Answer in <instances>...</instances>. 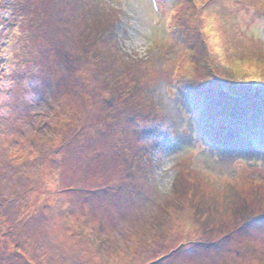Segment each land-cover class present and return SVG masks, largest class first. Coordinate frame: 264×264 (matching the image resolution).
<instances>
[{
  "label": "rangeland",
  "instance_id": "obj_1",
  "mask_svg": "<svg viewBox=\"0 0 264 264\" xmlns=\"http://www.w3.org/2000/svg\"><path fill=\"white\" fill-rule=\"evenodd\" d=\"M262 10L0 0V264H264Z\"/></svg>",
  "mask_w": 264,
  "mask_h": 264
},
{
  "label": "snow or ice",
  "instance_id": "obj_2",
  "mask_svg": "<svg viewBox=\"0 0 264 264\" xmlns=\"http://www.w3.org/2000/svg\"><path fill=\"white\" fill-rule=\"evenodd\" d=\"M262 18H264V10H262ZM250 80H253V81L258 80V81L264 82V75L259 76V77L252 76L250 77ZM249 227L252 229V231H250L248 235L251 236L252 239L257 240L261 244H264V224L260 226L250 225Z\"/></svg>",
  "mask_w": 264,
  "mask_h": 264
},
{
  "label": "trees",
  "instance_id": "obj_3",
  "mask_svg": "<svg viewBox=\"0 0 264 264\" xmlns=\"http://www.w3.org/2000/svg\"><path fill=\"white\" fill-rule=\"evenodd\" d=\"M185 94H187V95H193V94H191L190 92H188V91H185ZM199 97H197V98H195L194 99V106H195V108H197L198 109V111H200V101H199V99H198Z\"/></svg>",
  "mask_w": 264,
  "mask_h": 264
}]
</instances>
